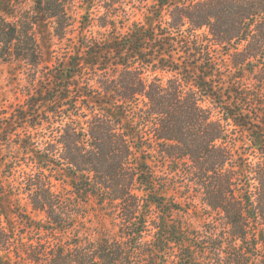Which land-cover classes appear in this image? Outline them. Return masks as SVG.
I'll return each instance as SVG.
<instances>
[{"label":"trees","instance_id":"obj_1","mask_svg":"<svg viewBox=\"0 0 264 264\" xmlns=\"http://www.w3.org/2000/svg\"><path fill=\"white\" fill-rule=\"evenodd\" d=\"M83 1L109 42L73 36L76 0H0V59L29 82L3 172L48 233L0 212V264H264V0H159L164 26L127 31L132 0ZM43 22L72 45L51 66Z\"/></svg>","mask_w":264,"mask_h":264},{"label":"rangeland","instance_id":"obj_2","mask_svg":"<svg viewBox=\"0 0 264 264\" xmlns=\"http://www.w3.org/2000/svg\"><path fill=\"white\" fill-rule=\"evenodd\" d=\"M182 3L184 0H169V2ZM82 2V3H81ZM167 5L158 6L159 0H132L126 7V11L131 15L130 21L125 22L122 29L127 31L128 27L135 21L145 27H156L160 24L164 26V22L168 19L169 10L172 6ZM81 5V7H80ZM75 7L80 13L73 28V36H77L79 32L80 20L85 21L84 33L92 35L98 39H103L109 42L113 39L107 30L101 29L98 22L94 19L96 8L90 7L88 2L83 0H76ZM87 16V17H84ZM120 23L117 25L120 28ZM110 30V28H108ZM121 29V28H120ZM37 36L42 46L44 63L51 66L56 62V58L61 55L67 46H72L69 42H61L53 32V27L50 22H43L37 28ZM174 48L180 49V46L175 41L172 42ZM174 54L176 52L173 51ZM17 63H5L0 59V212L6 228L13 233L16 237L23 238L25 241L34 239H45L48 233L42 229L37 231L36 227L41 224L43 227L44 216L38 212H33L28 201L24 195L20 194L17 189L19 180L17 174L12 173L11 176L4 174L5 159L10 156L11 151L19 150L18 145L13 143L18 133L23 132V119H20V111L28 109L29 96L26 94L25 89L29 86L28 77L18 67ZM167 79V75L165 74ZM38 84V83H37ZM39 85V84H38ZM206 106L209 105L207 101ZM29 112V111H28ZM25 116L30 118L31 113H25ZM9 118V124L4 120ZM26 126V125H25ZM8 138V142L4 143L3 139ZM65 183L56 182L57 188H62ZM26 216V217H25ZM184 221L190 227H199L203 222L202 218L198 215H184ZM180 219V216H176ZM30 221L34 230L29 229ZM108 226V225H107ZM109 227V226H108ZM10 254H4V258H10Z\"/></svg>","mask_w":264,"mask_h":264}]
</instances>
